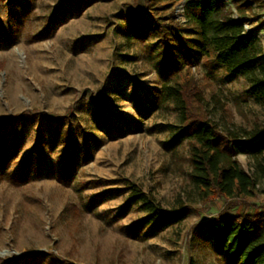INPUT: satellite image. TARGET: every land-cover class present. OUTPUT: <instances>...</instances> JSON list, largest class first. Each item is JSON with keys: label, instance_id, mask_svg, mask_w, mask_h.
Wrapping results in <instances>:
<instances>
[{"label": "rangeland", "instance_id": "rangeland-1", "mask_svg": "<svg viewBox=\"0 0 264 264\" xmlns=\"http://www.w3.org/2000/svg\"><path fill=\"white\" fill-rule=\"evenodd\" d=\"M186 1L0 0V19L15 32L0 41V119L16 118L10 139L19 145L0 171V264H188L191 256L220 264L194 242L195 227L264 212V174L253 158L236 155L254 186L229 197L192 183L188 142L178 143L193 121L263 129L264 106L246 96L248 78H231L204 57L189 64L173 50L182 68L167 75L159 36L130 40L123 33L134 19L152 16L185 26ZM224 1L216 16L232 11L237 19ZM247 16L260 66L264 0ZM165 31L176 48L174 31ZM165 84L184 89L185 116L173 104L153 107ZM24 162L27 183H10L7 174L19 176ZM131 184L162 211L185 210V219L160 227L130 199Z\"/></svg>", "mask_w": 264, "mask_h": 264}, {"label": "trees", "instance_id": "trees-1", "mask_svg": "<svg viewBox=\"0 0 264 264\" xmlns=\"http://www.w3.org/2000/svg\"><path fill=\"white\" fill-rule=\"evenodd\" d=\"M218 1V4L213 0L186 1L185 26L179 23L172 26L161 25L150 16L149 20L134 19L123 33L130 40L144 39L149 35L159 36L163 44V64L167 75H172L182 68L181 63L170 54L173 50L189 64L198 61V56L204 57L214 64L223 66L231 78L239 75L247 77L250 87L245 92L246 96L254 98L264 106V64L256 66L254 63L259 54L255 44L256 38L252 34H246L244 28V24L249 21L247 12L252 10L253 4L262 0H231L238 14L237 19L231 16L232 11L218 18L216 15L225 2ZM166 28L174 31L176 48L169 45ZM14 33L7 30L0 19V41L9 43ZM183 93L184 89L179 85L165 84L157 91V105L153 104V107L173 104L182 112V116H185L187 108ZM137 103H140V100H137ZM138 108L142 114L148 110L142 102ZM99 117H102L101 111L97 110L95 118ZM184 120L187 118L184 117ZM15 122L16 118L0 119V171H5L19 152L18 143L10 139L11 128ZM100 127H106V123L100 124ZM178 137V143L188 142L190 179L197 187L205 189L214 187L229 197L237 190L247 192L248 188L254 186V181L239 166L235 158L237 154L253 158L259 171L264 174V128L247 131L228 126L221 128L211 120L193 121L186 123ZM174 147L172 144L169 146L170 149ZM27 170L28 164L24 162L19 176L7 174L6 178L12 184L27 183ZM128 189L130 199L136 203H143L155 216L160 227L168 223H180L185 219V210L176 213L162 211L153 197L138 190L135 185L129 186ZM149 221L150 218H147L140 223V229ZM193 239L202 252L208 250L213 252L220 264H264V212L258 216L245 214L234 218L223 217L197 225ZM188 264L204 263L191 256Z\"/></svg>", "mask_w": 264, "mask_h": 264}]
</instances>
